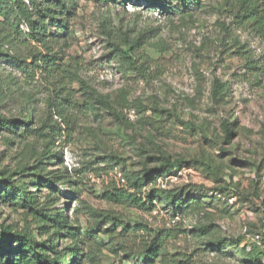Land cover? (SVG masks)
<instances>
[{
  "label": "rangeland",
  "instance_id": "1",
  "mask_svg": "<svg viewBox=\"0 0 264 264\" xmlns=\"http://www.w3.org/2000/svg\"><path fill=\"white\" fill-rule=\"evenodd\" d=\"M201 2L190 15L169 17L146 3L127 2L122 6L77 0L78 15L71 22V47L66 54L80 77L113 98L126 88L129 100H141L147 115L152 112L148 108L156 105L170 110L171 115L163 121V129L156 130L142 118L144 112L133 107L123 109V119L101 110L100 122L78 111L72 139L60 143L64 165L45 159L44 166L48 173L67 168L80 181V197L73 196L65 184H58L60 192L49 203L64 209L84 228L94 223L86 209V204H91L117 212L132 224L184 230L168 242V254L157 264H247L241 252L229 244L221 249L211 247L208 236L192 232V224H210L209 238L221 236L228 241L244 236L254 241L258 232L264 234V37L251 23L252 15L245 16L247 10H264V0ZM136 39L142 53L146 48L150 54L146 78L134 71L127 77L116 62L120 59L109 55L110 42L125 45ZM12 75L14 79H7L8 86L21 100L32 94L36 114L41 116L46 94L41 77L33 81L21 74ZM214 78L230 84L219 100L211 97ZM80 86L78 82L72 85L77 96L81 94ZM0 113L8 117L24 115L21 105L11 101L0 107ZM226 123L233 132L230 138L225 136ZM35 145L41 147L40 142ZM110 153L120 156L122 163L106 162L105 156ZM163 153L172 159H206L214 169L186 166L172 175L157 177L144 192L149 187L196 185L208 196L210 205L205 211L172 217L164 209L146 212L101 197L107 189L128 188L118 181V172L157 167ZM34 160L32 140L8 141L0 135V172L18 170L23 163ZM3 177L0 173V179ZM220 186L229 188L227 195L217 191ZM30 189L34 192V185ZM48 193L45 191L44 196ZM0 225L27 230L39 238L38 223L28 211L1 199ZM97 242L102 249L97 250L98 264L147 263L144 255L129 258L113 251L107 234H100ZM62 243L72 245L70 239ZM244 244L242 240L239 246Z\"/></svg>",
  "mask_w": 264,
  "mask_h": 264
},
{
  "label": "trees",
  "instance_id": "2",
  "mask_svg": "<svg viewBox=\"0 0 264 264\" xmlns=\"http://www.w3.org/2000/svg\"><path fill=\"white\" fill-rule=\"evenodd\" d=\"M100 1L122 6L127 2L137 5L146 3L169 17L190 15L202 5L201 0ZM247 12L245 16L249 13L252 15L251 23L264 37V10ZM77 15V0H0V107L11 101L20 104L24 113L21 117H8L0 113V135L6 136L8 141L32 140L35 155L33 163L27 161L18 170L0 172L4 175L0 179V199L4 203L25 208L38 223L39 234L37 239L27 230L17 231L9 225H0V264H98L97 250L102 249L97 239L102 233L108 235L110 246L116 253H123L122 255L129 258L144 255L147 258L146 264H157V261H162L167 256L168 242L177 238L184 230L177 227L152 229L140 222L132 224L123 220L117 212L91 204H86V209L94 223L84 228L76 219H71L64 209L49 203L60 192L56 188L58 184H65L73 196L80 197V181L75 180L67 168L63 172L48 173L44 166L45 159L56 160L64 165L60 143L64 139H72L78 111L87 113L100 122L103 119L101 110L123 119V109L133 107L144 112L142 118L156 130L163 129V121H166V116L171 115L170 110L158 105L148 108L152 112L147 115L144 103L139 99L130 101L126 88L113 98L99 92L80 77L73 65L67 61L66 54L71 47V22ZM107 33L112 37L111 31ZM110 45L112 50L109 55L120 59L116 62L124 75L134 71L143 78L147 77L150 54L146 48L142 53L139 39L126 41L125 45L113 41ZM14 73L33 81L36 76L41 77L40 83L45 85L46 91L43 98L45 111L43 110L41 116L36 114L32 94L21 100L15 89L8 86L7 79H14ZM76 82L81 85L80 96L72 88ZM229 89L228 81L214 78L211 97L215 100L222 99ZM232 134L230 124L226 123L225 136L230 138ZM35 142L41 143L39 149ZM105 158L106 162L113 165L122 163V158L113 153ZM159 160L161 163L157 167L124 173L128 188L113 187L105 190L101 197L118 205L136 206L146 212L164 209L172 217H186L194 211H205L210 202L206 201L208 196L202 187L188 184L176 188L149 187L146 192L143 189L157 177L172 175L186 166L201 165L212 169L210 161L196 158L187 160L182 157L172 159L164 153ZM75 173L78 174L77 171ZM30 185H34V192ZM228 190L226 186L217 188V191L225 195ZM45 191L49 192L48 197L44 196ZM96 228L99 230L95 231ZM210 231V224H192V232L202 237L208 236L207 241L214 249H221L229 244L241 252L247 264H261L264 258V249L261 247L264 246L262 232L257 234L259 241H249L246 238L248 236L228 241L221 236L209 238ZM118 238L120 241L123 238L124 241L120 242ZM64 239H70L72 245H64ZM242 240L245 244L240 247ZM131 241H135V246L130 245Z\"/></svg>",
  "mask_w": 264,
  "mask_h": 264
},
{
  "label": "built area",
  "instance_id": "3",
  "mask_svg": "<svg viewBox=\"0 0 264 264\" xmlns=\"http://www.w3.org/2000/svg\"><path fill=\"white\" fill-rule=\"evenodd\" d=\"M117 179L123 186H125L127 184L126 177L124 176V174L122 172L117 173ZM258 239H259V235L256 236L255 240H258Z\"/></svg>",
  "mask_w": 264,
  "mask_h": 264
}]
</instances>
